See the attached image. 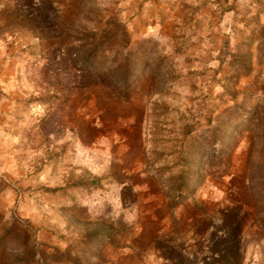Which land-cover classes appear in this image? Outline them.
<instances>
[{"label":"rangeland","instance_id":"1","mask_svg":"<svg viewBox=\"0 0 264 264\" xmlns=\"http://www.w3.org/2000/svg\"><path fill=\"white\" fill-rule=\"evenodd\" d=\"M0 264H264V0H0Z\"/></svg>","mask_w":264,"mask_h":264}]
</instances>
